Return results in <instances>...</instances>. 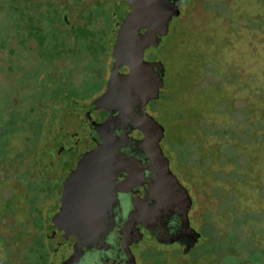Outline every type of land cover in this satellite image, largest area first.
<instances>
[{"label": "rangeland", "instance_id": "obj_1", "mask_svg": "<svg viewBox=\"0 0 264 264\" xmlns=\"http://www.w3.org/2000/svg\"><path fill=\"white\" fill-rule=\"evenodd\" d=\"M103 1L112 4L111 0ZM102 2L38 0L49 14L60 13L63 18L68 15L73 27L65 25L56 31L45 24V41L40 46L34 43V47L26 43L20 46L18 37H8L12 30L11 9L6 2L0 3V169L5 168L7 175L23 182L25 194L35 192V179L43 175V165L51 159L50 145L57 135L54 129L71 115L77 130L83 103L103 87L109 65L104 42L111 20L108 5L100 19ZM186 4L180 19L170 22L159 47L145 52L146 57L161 59L165 68L162 97L150 102L147 112L165 128L161 146L167 157L169 151L178 148L179 158L186 164L195 166L201 154L210 161L206 167L209 172L218 167L230 175L234 173V178L215 185L218 194L214 197V188L202 191L189 186L198 203L194 215L212 210L215 225L224 232V241L204 254L197 248L184 264H197L203 258L237 264L231 259L227 243L233 212L228 207L220 208V202L225 197L244 213L264 211V0H186ZM27 12L21 7L17 19L25 22ZM26 31L24 24L21 36ZM9 46L21 48L12 51L15 56L10 60ZM25 64L31 65L28 73ZM42 120L47 123L44 130L40 128ZM212 128L233 132V136L220 139L210 135ZM42 130L44 137L40 138ZM184 133L195 148L184 144ZM224 144L225 161L220 163L217 154ZM18 149L22 150L21 158L14 156ZM168 158L172 172L184 178L187 185L197 168L201 169L181 168ZM16 165H23V171H13ZM208 178L216 179L213 173ZM13 182L9 180L8 188L15 189ZM2 193L6 198L9 191ZM12 203L11 198L0 199V215ZM15 211H20L19 206ZM243 233L264 249V220L245 223ZM14 254L6 257L5 264L38 262L39 254L28 252L27 245ZM238 254L243 259L246 250L239 248Z\"/></svg>", "mask_w": 264, "mask_h": 264}, {"label": "flooded vegetation", "instance_id": "obj_2", "mask_svg": "<svg viewBox=\"0 0 264 264\" xmlns=\"http://www.w3.org/2000/svg\"><path fill=\"white\" fill-rule=\"evenodd\" d=\"M111 1L105 4L111 26L104 42L109 65L103 87L83 103L77 130L71 115L54 129L51 159L35 179V192L25 194L23 182L0 169V199L13 200L0 215V234L14 253L26 245L38 256L43 253L45 264H184L200 238L191 246L190 237L182 234L181 217L175 213L184 204L181 188L190 198V227L200 233L199 214L194 215L198 203L170 168L168 157H172L161 146L164 126L147 112L148 104L162 97L165 68L161 59L146 57L145 52L159 47L170 22L180 19L188 4L186 0ZM64 19L73 27L68 15ZM164 19L168 20L165 36L150 30V25ZM139 86L158 90V97L144 102ZM128 100L140 127L108 129L107 124L128 108ZM23 168L18 165L13 171ZM67 175L75 183L68 186L66 222H60L56 214ZM10 179L15 189L8 188ZM4 190L9 191L6 198ZM65 225L68 255L56 262L50 240L62 241ZM0 258L5 264L8 257Z\"/></svg>", "mask_w": 264, "mask_h": 264}, {"label": "trees", "instance_id": "obj_3", "mask_svg": "<svg viewBox=\"0 0 264 264\" xmlns=\"http://www.w3.org/2000/svg\"><path fill=\"white\" fill-rule=\"evenodd\" d=\"M6 2L8 5V8L11 9L10 13V20L12 21V30L9 33L8 37H18L19 41L18 44L20 46H23L24 43L28 44L29 46H33L34 43H36V46H40L41 44L44 43L45 38H44V30L43 27L45 24L49 23L51 26L55 27L56 31H60L63 29V27L67 25V21L61 16L60 13H53L49 14L45 6L43 4H38V0H0ZM23 7L27 10V14L25 15V22H21V20H18L17 17L20 13V8ZM106 5L105 4H100V19L104 17V14L106 13ZM88 14H92L94 12L88 11ZM49 17V18H48ZM48 21V22H47ZM26 24L27 26V31L26 33L24 32L23 36L22 35V26ZM70 28V27H69ZM88 26V30H90ZM43 33V34H42ZM25 36V37H24ZM25 39H21V38ZM34 47V46H33ZM104 50L106 53V47L104 46ZM9 53L10 57L8 58L9 60L14 57V52L15 49H21L19 48H11L9 46ZM13 61V60H12ZM26 68L24 69L27 73L30 69L31 65L25 64ZM180 95H177L178 97ZM30 113L33 112V110L30 108ZM201 116V114H199ZM200 118V117H199ZM41 123V129L44 130L45 125L47 124L46 121H43ZM45 123V124H44ZM206 128V127H205ZM56 129V128H55ZM207 129V128H206ZM42 130L40 134V138L43 136L42 133L44 132ZM185 132V131H184ZM210 135L213 134L217 136L220 139H224L227 136L232 135L233 132H229L226 130H221L220 128H212L210 130ZM188 134L184 133L182 136V140L185 145L191 146L193 148L194 145L190 143V137L186 138ZM44 137V136H43ZM47 138V137H46ZM43 140V139H42ZM47 146H49L47 144ZM52 146V145H50ZM195 150V149H194ZM221 153H218V158L219 162H224L225 161V144L220 146ZM21 149H18L14 151L16 157L21 158L23 156V153L21 152ZM13 153V152H12ZM10 153V154H12ZM170 156L173 159V162L179 163L181 168H186V169H193V167L197 168L200 167L201 169H198L195 171V175L193 174L191 184L187 185L185 182V179H183L184 183L186 186L189 188V186L195 187L197 190H202V191H207L209 188H214L216 184H220L222 181L228 179V178H234V173L230 175L229 172H225L224 169H219L216 167V169L213 172H209L206 167L210 166V161L208 162L207 158L205 156H201L199 154V157L201 158L199 161L196 162L195 166L189 163H185L184 159L179 158V149L175 148L174 152L169 151ZM236 162H238V157L236 158ZM212 163V162H211ZM18 166V165H16ZM22 166V165H19ZM41 167V166H40ZM47 167V164L43 168ZM234 171V170H233ZM213 173L215 174L216 179L210 180L208 177L209 175ZM42 176V175H41ZM204 177V178H203ZM216 188V187H215ZM212 189L215 194H213V197L216 196L218 193L217 191ZM222 204V205H221ZM224 204V205H223ZM219 205V204H218ZM228 207L232 212H233V219H232V225L231 229L229 230L230 238H228V245H230L231 250H232V260L237 263V264H263L264 262V249L260 248L256 242L254 241L253 238L250 236H247L243 233V225L245 223H260L264 220V211H250V212H240L235 207L231 205V201H228L225 197L222 198V202H220V208ZM9 208V207H8ZM8 210V209H7ZM202 218V221L200 219ZM199 231H200V242L199 246L203 251L202 254L205 252H208L212 249H215L216 247H220V245L224 241V232L220 231L217 226L215 225V214L212 210L210 209H205L204 211L199 213ZM226 242V241H225ZM214 243V244H213ZM216 245V246H215ZM215 246V247H214ZM239 248L245 249L246 250V256L242 259L239 256ZM7 250V253L5 257L10 258L14 251L12 248L7 245V237L4 236L3 234H0V253L3 254V252ZM28 252H35L32 247L28 246L27 247ZM196 251V250H195ZM211 252V251H210ZM41 253V252H40ZM215 261L212 264H223L221 260H214L213 258H203L201 259L197 264H206L205 262L207 261ZM31 264V263H30ZM33 264H45V259L43 253L38 256V262H34Z\"/></svg>", "mask_w": 264, "mask_h": 264}, {"label": "water", "instance_id": "obj_4", "mask_svg": "<svg viewBox=\"0 0 264 264\" xmlns=\"http://www.w3.org/2000/svg\"><path fill=\"white\" fill-rule=\"evenodd\" d=\"M161 21L162 22H159L158 24L150 25L149 28L152 32L157 33L160 36H165L167 34V29H168V20L164 19ZM131 24L135 29L136 24L135 23H131ZM138 91H139L140 95L142 96L144 102H147L151 98L158 97V90H156L155 92H150L148 90V88H146L145 86H143V87L139 86ZM126 95H125V97H126ZM139 127H140V124L138 122V119L131 111V101L130 100H128V108L125 111H123L122 113H120V115L118 117H116L115 119H113L109 124H107L108 129H114V128L137 129ZM71 177L72 176H70V175L66 176V180H67L66 184L67 185H64L62 188V200L60 202V208L56 214L57 220L60 222H66V215H65L64 211H65L66 204L69 201H71V199H69L70 197L68 195L69 194L68 186H72V185L74 186V183H75V181L71 180ZM181 192L184 195V204L181 205V208L179 207L180 209L175 210V213L181 217L182 234L190 237V240H191L190 245L192 246L198 242V239L200 238V233L196 232L194 229H192L190 227L188 214H187L188 208H189L188 204L190 203V198H189L185 189L181 188ZM67 197H69V198H67ZM66 231H67V225H65L63 227V231L61 233V237L63 236L64 239L62 241L58 242L57 244H52L51 240H50V248L53 251V253L55 254L56 262L59 259L63 261V257L65 258L66 254L68 255V245H69L70 240H69V234L67 236H65ZM188 249H189V247H187L184 252H187ZM0 264H1V258H0ZM56 264H58V263H56Z\"/></svg>", "mask_w": 264, "mask_h": 264}]
</instances>
